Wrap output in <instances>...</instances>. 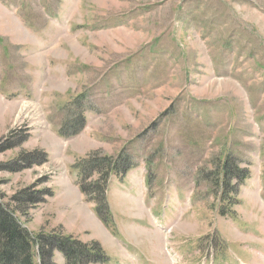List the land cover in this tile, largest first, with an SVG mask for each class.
Listing matches in <instances>:
<instances>
[{"label":"rangeland","instance_id":"rangeland-1","mask_svg":"<svg viewBox=\"0 0 264 264\" xmlns=\"http://www.w3.org/2000/svg\"><path fill=\"white\" fill-rule=\"evenodd\" d=\"M0 91V203L32 239L264 264V0H0ZM83 168L91 204L115 175L105 226Z\"/></svg>","mask_w":264,"mask_h":264},{"label":"trees","instance_id":"trees-1","mask_svg":"<svg viewBox=\"0 0 264 264\" xmlns=\"http://www.w3.org/2000/svg\"><path fill=\"white\" fill-rule=\"evenodd\" d=\"M232 171L233 168L230 172ZM230 174L228 173L227 177ZM109 175L108 173L107 180ZM82 188L83 192L87 194L88 190L85 186ZM27 198V200L18 198L13 201L21 206L27 203L38 204L33 195L30 194ZM94 202L105 207V202L101 203L98 200H94ZM21 209L18 206L15 212H19ZM222 215H225V212ZM35 247L36 253L34 252ZM56 252L62 253L68 264H102L106 262L102 250H96L93 246H86L70 238L40 235L32 239L31 234L23 229L11 208H6L0 203V264H53Z\"/></svg>","mask_w":264,"mask_h":264},{"label":"bare ground","instance_id":"bare-ground-1","mask_svg":"<svg viewBox=\"0 0 264 264\" xmlns=\"http://www.w3.org/2000/svg\"><path fill=\"white\" fill-rule=\"evenodd\" d=\"M25 104V103H24ZM28 106H29V104L28 103H26L25 105H22V107H23V109L24 110H26V108H28ZM21 114L23 115V111L21 110ZM20 114V115H21Z\"/></svg>","mask_w":264,"mask_h":264},{"label":"crops","instance_id":"crops-1","mask_svg":"<svg viewBox=\"0 0 264 264\" xmlns=\"http://www.w3.org/2000/svg\"><path fill=\"white\" fill-rule=\"evenodd\" d=\"M50 63H51V60L47 59V66H46L47 69L50 67Z\"/></svg>","mask_w":264,"mask_h":264}]
</instances>
